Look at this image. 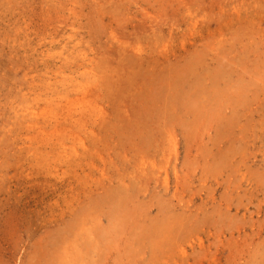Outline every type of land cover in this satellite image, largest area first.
I'll return each instance as SVG.
<instances>
[{
	"label": "rangeland",
	"instance_id": "1",
	"mask_svg": "<svg viewBox=\"0 0 264 264\" xmlns=\"http://www.w3.org/2000/svg\"><path fill=\"white\" fill-rule=\"evenodd\" d=\"M0 264H264V0H0Z\"/></svg>",
	"mask_w": 264,
	"mask_h": 264
}]
</instances>
